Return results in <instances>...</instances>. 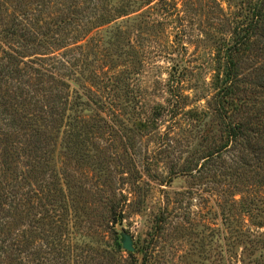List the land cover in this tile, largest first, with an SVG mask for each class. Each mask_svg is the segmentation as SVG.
<instances>
[{
	"label": "rangeland",
	"instance_id": "rangeland-1",
	"mask_svg": "<svg viewBox=\"0 0 264 264\" xmlns=\"http://www.w3.org/2000/svg\"><path fill=\"white\" fill-rule=\"evenodd\" d=\"M256 1L0 4V32L12 31L0 44L45 52L25 60L56 56L67 67L61 71L71 82L72 103L81 94L85 128L68 146L62 134L47 146L48 165L71 174L68 195L83 220L65 242L69 264H264V159L257 151L244 164L228 147L206 158L227 141L215 110L224 55L233 32L244 33ZM107 3L130 10L97 23ZM250 48L239 62L237 93L221 96L235 118L246 112L262 118L264 110V36ZM19 81L1 84L9 117L21 115L9 106H20L15 86H53L41 75ZM126 236L132 251L123 247ZM29 255L21 264L46 261ZM53 257L47 264H60Z\"/></svg>",
	"mask_w": 264,
	"mask_h": 264
},
{
	"label": "trees",
	"instance_id": "trees-1",
	"mask_svg": "<svg viewBox=\"0 0 264 264\" xmlns=\"http://www.w3.org/2000/svg\"><path fill=\"white\" fill-rule=\"evenodd\" d=\"M3 2L0 4L3 5ZM100 10L96 21L102 24L127 14L130 8L125 5L113 8L107 3L101 5ZM263 25L264 0H258L252 6L250 21L240 29L244 33L233 32L232 43L224 55L223 76L220 78L217 75L221 85L215 110L227 141L206 158H213L222 148L228 147L238 152L244 164L248 163L246 156L257 151V158L264 159V110L259 113L262 118H255L248 112L235 118L233 107L227 106V100L221 98L223 95L232 98L237 93L239 62L251 49L253 39L264 36ZM2 32L1 42L4 37L12 35V31L5 28ZM8 45L4 47L0 44V90L5 79L19 78V82L25 85L29 80L33 81V76L35 81L40 75L52 79L53 86L34 89L27 84L15 86L13 89L17 94L14 99L20 106H9L14 107V113L21 114L16 117L8 116L5 95L0 94V264H13L16 259L21 264L24 258L32 259L29 254L46 260L43 264H47L52 255L53 258H60V264H69L73 259L72 250L65 242L74 233L72 227L83 220L75 200L72 198L71 201L68 195L72 187L71 174L65 169L50 167V163L48 165L53 158L52 150L47 146H54L55 138L60 134L68 146L70 138L85 128L86 119L79 100L81 94L78 93V100L72 103L71 82L61 71L62 67H67L61 60L58 66L56 56L39 59L38 62L25 60L29 55L45 52H37L39 48L36 46L31 50L33 46L27 45L21 50L20 42ZM49 60L53 62L48 63ZM8 87L12 90V86ZM235 107L240 110V107ZM116 207L117 204L112 203L109 213L114 215ZM116 244L120 246L118 240Z\"/></svg>",
	"mask_w": 264,
	"mask_h": 264
},
{
	"label": "water",
	"instance_id": "water-1",
	"mask_svg": "<svg viewBox=\"0 0 264 264\" xmlns=\"http://www.w3.org/2000/svg\"><path fill=\"white\" fill-rule=\"evenodd\" d=\"M122 244H123V247L127 250L132 251L134 249L131 239L127 236L123 239Z\"/></svg>",
	"mask_w": 264,
	"mask_h": 264
}]
</instances>
